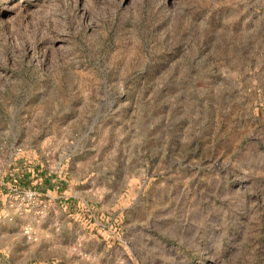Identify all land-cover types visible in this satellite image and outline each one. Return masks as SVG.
<instances>
[{
	"label": "rangeland",
	"instance_id": "rangeland-1",
	"mask_svg": "<svg viewBox=\"0 0 264 264\" xmlns=\"http://www.w3.org/2000/svg\"><path fill=\"white\" fill-rule=\"evenodd\" d=\"M0 264H264V0H0Z\"/></svg>",
	"mask_w": 264,
	"mask_h": 264
},
{
	"label": "crops",
	"instance_id": "crops-1",
	"mask_svg": "<svg viewBox=\"0 0 264 264\" xmlns=\"http://www.w3.org/2000/svg\"><path fill=\"white\" fill-rule=\"evenodd\" d=\"M40 179H42V178H40ZM39 187L43 190L41 195H42V198H44V196H45V180H44L43 184L40 185ZM47 190H49V189L47 188Z\"/></svg>",
	"mask_w": 264,
	"mask_h": 264
}]
</instances>
